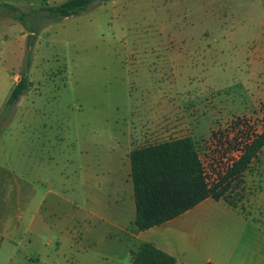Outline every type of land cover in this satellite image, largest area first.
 <instances>
[{
	"label": "rangeland",
	"instance_id": "obj_1",
	"mask_svg": "<svg viewBox=\"0 0 264 264\" xmlns=\"http://www.w3.org/2000/svg\"><path fill=\"white\" fill-rule=\"evenodd\" d=\"M62 1L0 0V264H130L128 152L189 136L213 188L263 131L264 0ZM223 195L264 227V145Z\"/></svg>",
	"mask_w": 264,
	"mask_h": 264
},
{
	"label": "trees",
	"instance_id": "obj_2",
	"mask_svg": "<svg viewBox=\"0 0 264 264\" xmlns=\"http://www.w3.org/2000/svg\"><path fill=\"white\" fill-rule=\"evenodd\" d=\"M95 1L97 0H63L58 4L42 5L37 10L49 18L60 19L81 13ZM0 15L22 20L26 13L13 4L0 2ZM28 86L26 72H22L5 105H13ZM263 145L264 129L246 146L233 167L213 188L207 187L197 149L189 136L132 148L128 152L135 204L132 230L140 231L161 225L206 198L221 199L247 217L235 202L223 194L233 178L247 169L251 159ZM130 264H175V259L157 248L154 243L143 242L136 251H132Z\"/></svg>",
	"mask_w": 264,
	"mask_h": 264
},
{
	"label": "crops",
	"instance_id": "obj_3",
	"mask_svg": "<svg viewBox=\"0 0 264 264\" xmlns=\"http://www.w3.org/2000/svg\"><path fill=\"white\" fill-rule=\"evenodd\" d=\"M261 94L264 95L263 92ZM218 208L227 215L231 214L233 230L238 233L234 234L235 238L229 236L225 239L216 218L212 220ZM132 228L133 221L124 231L138 241L136 250L143 242H152L173 256L175 264H264V227L261 223L250 221L221 199L206 198L158 226L140 231Z\"/></svg>",
	"mask_w": 264,
	"mask_h": 264
}]
</instances>
